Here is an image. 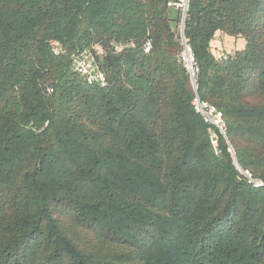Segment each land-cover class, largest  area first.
Masks as SVG:
<instances>
[{
	"label": "trees",
	"instance_id": "16d2710c",
	"mask_svg": "<svg viewBox=\"0 0 264 264\" xmlns=\"http://www.w3.org/2000/svg\"><path fill=\"white\" fill-rule=\"evenodd\" d=\"M168 1L0 0V264H264V185L229 151L264 182V0L188 3L225 136L191 105ZM216 32L243 47L222 58Z\"/></svg>",
	"mask_w": 264,
	"mask_h": 264
},
{
	"label": "built area",
	"instance_id": "2783aa9c",
	"mask_svg": "<svg viewBox=\"0 0 264 264\" xmlns=\"http://www.w3.org/2000/svg\"><path fill=\"white\" fill-rule=\"evenodd\" d=\"M188 3L189 0H169L167 2V5L173 8H176L181 13V18L179 22V35L181 40L182 48L179 52V59L188 73L192 89H193V98L191 101V105L194 109V111L201 116L204 122L212 125L217 129L219 133L225 136V129H224V121H223V115L220 110H218L214 105L210 104L207 100L200 97L198 91H197V73H198V65L196 63L194 54L192 52V49L189 44L188 38L184 34V20L186 17V12L188 9ZM218 36V32L213 34V38L216 39ZM52 50L57 53L61 51L59 44L57 41H52L51 43ZM151 48V42L150 40H146L144 43V52H148ZM120 50L121 48H116ZM226 54L224 53L222 55V58H226ZM73 69L84 76L86 80L89 82H98L101 85H104L106 82V79L101 72V70L98 68V66L95 64L92 54L84 50L83 53L76 54L73 57ZM211 137H216V134L214 132H211ZM217 138V137H216ZM229 151L232 154L234 164L238 170V172L245 177L249 182L252 184H261L264 185V182L261 179H258L252 175V173L247 169H242L234 157V152L231 147H229Z\"/></svg>",
	"mask_w": 264,
	"mask_h": 264
},
{
	"label": "crops",
	"instance_id": "0c3cea01",
	"mask_svg": "<svg viewBox=\"0 0 264 264\" xmlns=\"http://www.w3.org/2000/svg\"><path fill=\"white\" fill-rule=\"evenodd\" d=\"M237 39H239V36H232V35L224 34L222 32H218V36L214 40L212 50L213 52L222 51V53H226L240 49L243 46L239 47L236 44ZM243 45H244V41H243Z\"/></svg>",
	"mask_w": 264,
	"mask_h": 264
},
{
	"label": "rangeland",
	"instance_id": "374dc122",
	"mask_svg": "<svg viewBox=\"0 0 264 264\" xmlns=\"http://www.w3.org/2000/svg\"><path fill=\"white\" fill-rule=\"evenodd\" d=\"M239 47L243 46V39L241 37H239V39H237V43H236ZM84 51V50H83ZM82 51V53H83ZM81 53V52H80ZM92 53V52H91ZM93 56V55H92Z\"/></svg>",
	"mask_w": 264,
	"mask_h": 264
},
{
	"label": "water",
	"instance_id": "95a60500",
	"mask_svg": "<svg viewBox=\"0 0 264 264\" xmlns=\"http://www.w3.org/2000/svg\"><path fill=\"white\" fill-rule=\"evenodd\" d=\"M216 141H217V138H216V137H212V142H213L214 144H216ZM217 155L220 156L219 153H217Z\"/></svg>",
	"mask_w": 264,
	"mask_h": 264
}]
</instances>
